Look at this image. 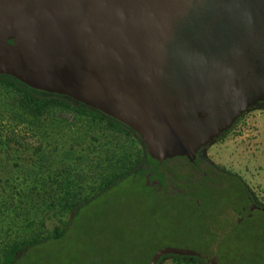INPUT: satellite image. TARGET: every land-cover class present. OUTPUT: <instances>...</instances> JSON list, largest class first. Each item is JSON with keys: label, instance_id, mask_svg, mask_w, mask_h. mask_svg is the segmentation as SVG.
Returning <instances> with one entry per match:
<instances>
[{"label": "water", "instance_id": "1", "mask_svg": "<svg viewBox=\"0 0 264 264\" xmlns=\"http://www.w3.org/2000/svg\"><path fill=\"white\" fill-rule=\"evenodd\" d=\"M0 75L194 161L264 105V0H0Z\"/></svg>", "mask_w": 264, "mask_h": 264}, {"label": "trees", "instance_id": "2", "mask_svg": "<svg viewBox=\"0 0 264 264\" xmlns=\"http://www.w3.org/2000/svg\"><path fill=\"white\" fill-rule=\"evenodd\" d=\"M147 159L125 125L0 75V264L64 240L86 206L131 182Z\"/></svg>", "mask_w": 264, "mask_h": 264}, {"label": "rangeland", "instance_id": "3", "mask_svg": "<svg viewBox=\"0 0 264 264\" xmlns=\"http://www.w3.org/2000/svg\"><path fill=\"white\" fill-rule=\"evenodd\" d=\"M207 152L264 202L263 108L249 110ZM182 166L173 162L166 170ZM231 183L184 197L181 187L174 194L124 181L86 206L64 240L19 264H149L164 250L212 255L217 264H264V213H249L240 183ZM163 264L186 263L168 259Z\"/></svg>", "mask_w": 264, "mask_h": 264}, {"label": "flooded vegetation", "instance_id": "4", "mask_svg": "<svg viewBox=\"0 0 264 264\" xmlns=\"http://www.w3.org/2000/svg\"><path fill=\"white\" fill-rule=\"evenodd\" d=\"M261 108L264 109V105L261 106ZM243 116H241L232 128L223 134L216 142L222 140L224 136L230 133L242 120ZM210 148L211 145L202 148L197 153L194 161H190L187 158H177L158 163L148 156V165L143 172L136 174L137 176L134 175L131 182L135 180L140 181L148 188L154 189L157 192L168 190L169 192H174V194H177V191H179L181 187L185 189L183 196L188 197L198 194L199 191L210 185L228 188L230 186L229 184H232L231 182L236 180L242 187V193L244 195L243 200L244 204H246L249 209L248 212L252 214H263L264 202L259 199L244 180H241L239 175L231 173L227 169L221 168L220 165H217L210 157L209 152H207V150L210 151ZM178 161L183 162L180 171L172 170L170 172L169 170H166L167 165ZM172 258L173 256H163L156 264H163L164 261ZM198 258L204 263L217 264L212 255H204V253H200Z\"/></svg>", "mask_w": 264, "mask_h": 264}]
</instances>
